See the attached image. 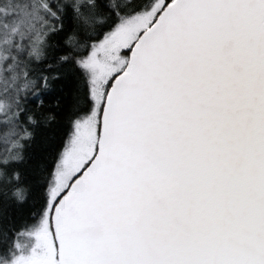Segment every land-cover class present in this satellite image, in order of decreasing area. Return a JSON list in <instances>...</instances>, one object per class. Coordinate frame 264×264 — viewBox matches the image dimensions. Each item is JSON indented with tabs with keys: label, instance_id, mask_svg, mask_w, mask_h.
I'll list each match as a JSON object with an SVG mask.
<instances>
[{
	"label": "snow or ice",
	"instance_id": "1",
	"mask_svg": "<svg viewBox=\"0 0 264 264\" xmlns=\"http://www.w3.org/2000/svg\"><path fill=\"white\" fill-rule=\"evenodd\" d=\"M57 36L83 91L16 227ZM0 264H264V0H0Z\"/></svg>",
	"mask_w": 264,
	"mask_h": 264
},
{
	"label": "trees",
	"instance_id": "2",
	"mask_svg": "<svg viewBox=\"0 0 264 264\" xmlns=\"http://www.w3.org/2000/svg\"><path fill=\"white\" fill-rule=\"evenodd\" d=\"M53 48L48 59L52 64V70H47V64H41L39 70L49 77L59 75V79L49 81L50 88L42 97L43 106H38L36 97H29L26 106L40 121L36 129V139L28 149L26 159L20 165L25 187L29 190L26 203L17 205L7 203L4 211L14 219L16 227L30 223L31 214L38 211L42 203L43 185L60 152L66 134L70 130L69 122L72 117L76 101L83 91V77L78 71H69L68 66L58 67L55 57L63 53L60 48L64 47L61 36L52 41ZM53 116L54 120L47 122L46 118Z\"/></svg>",
	"mask_w": 264,
	"mask_h": 264
}]
</instances>
